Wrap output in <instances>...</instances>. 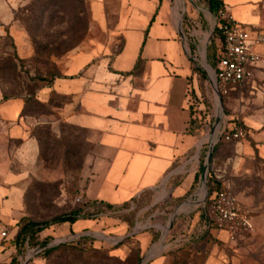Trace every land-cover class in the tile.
Returning a JSON list of instances; mask_svg holds the SVG:
<instances>
[{
  "label": "crops",
  "instance_id": "crops-1",
  "mask_svg": "<svg viewBox=\"0 0 264 264\" xmlns=\"http://www.w3.org/2000/svg\"><path fill=\"white\" fill-rule=\"evenodd\" d=\"M120 1V20L116 29L110 30L111 41L120 36L121 45L113 49L110 42H98L92 50L76 53L65 73L47 84L51 90L72 95L65 106L66 116L89 132L90 150L83 171L86 197L113 204L115 213L148 196L151 199L142 210L163 204L170 191L174 199L194 192L189 190L202 167L197 100L203 95L204 77L193 55L201 50L203 58L216 66L220 41L215 31L209 39L214 47L201 43L191 22V17L196 21L199 10L187 6L186 0ZM200 1L206 8L204 16L214 23L220 4ZM219 1L252 33H264V0ZM96 9L97 18L107 22L105 5L98 2ZM196 23L202 27L200 20ZM7 26L0 19V35ZM256 49L260 58L252 80L225 96L229 125L242 123L247 135L234 139L231 152L225 149L226 144L215 152L212 168L220 184L227 174L264 179V41ZM2 96L0 90V139L5 134L21 136L30 118L24 113L25 100ZM0 174H8L1 165ZM173 180L178 184L170 185ZM200 191L205 190L202 187ZM237 192L250 208L256 226L253 233L237 241H231L227 231L210 226L202 207L192 200L180 206L165 234V246H155L153 253L151 247L164 233L168 207L152 211L145 219L140 218V210L135 227H144L131 235L139 239L142 257L151 251L143 264H264V187L242 183ZM9 210L6 204L1 213L6 215ZM156 216L161 222L151 224ZM95 223L87 217L70 222L91 228ZM19 229L17 224L10 229L9 244L3 239L0 252L16 245L13 241ZM118 232L121 235L114 238L123 237L122 231ZM126 252L127 245L116 247L117 254Z\"/></svg>",
  "mask_w": 264,
  "mask_h": 264
},
{
  "label": "rangeland",
  "instance_id": "rangeland-1",
  "mask_svg": "<svg viewBox=\"0 0 264 264\" xmlns=\"http://www.w3.org/2000/svg\"><path fill=\"white\" fill-rule=\"evenodd\" d=\"M186 1L187 6L191 5L192 9L195 6L199 10L196 21L191 17V22L197 28L194 31L202 39L201 43L214 47V42L209 40L214 32V23L212 18L209 22L204 16L205 5L200 0ZM98 2L105 5L107 22L97 18ZM121 7L120 0H0V19L8 23L10 34L8 36L6 31L0 35V90L2 97L8 95L6 99L24 98V113L30 116L21 136L5 134L0 139V165L8 171V174H0V230L8 231L3 240L7 245L10 229L24 219L44 224L75 209L82 218L101 207L91 203L84 192L83 171L90 150L89 132L70 122L66 116L65 106L72 95L51 90L47 84L52 77L65 73L76 53L92 50L98 42H110L113 49L121 45L120 36L115 35L111 41L113 32L110 30L116 29ZM198 20L202 25L200 28L196 23ZM203 80V95L197 100L201 107L198 109L201 115L199 144L203 167L189 193L195 190L201 193L200 189L204 187L203 161L210 151L213 123L220 110L224 112V123L230 121L226 97L215 93L209 79ZM233 141L216 140L215 152L223 144L231 152ZM212 159L209 171L211 178L215 179ZM226 177L233 180L237 191L242 183L264 187V179H258L256 175L243 179L233 174ZM171 184H178V181L173 180ZM172 195L170 191L164 205L157 204L149 209L142 210L149 203L150 196L138 201L130 210L108 215L100 212L97 217H87L95 219L93 228L73 226L68 221L54 222L39 232L34 240H14L16 245L13 248L8 246L0 252V264H140V241L136 236L128 235L119 242L106 237L121 235L118 231H122L123 236L130 233L135 228L140 210V218L145 219L152 211L168 207L163 226L168 225L169 214H173L182 202L184 205L192 199L187 197L188 193L176 199ZM6 204L10 210L3 215L1 211ZM154 219L151 224L160 221L159 216ZM77 233L83 234L76 237ZM45 238L48 243L55 242L53 246L56 247L40 248L45 245L42 244ZM154 240L157 241L158 237L155 236ZM125 245L128 252L117 254L116 247Z\"/></svg>",
  "mask_w": 264,
  "mask_h": 264
},
{
  "label": "built area",
  "instance_id": "built-area-1",
  "mask_svg": "<svg viewBox=\"0 0 264 264\" xmlns=\"http://www.w3.org/2000/svg\"><path fill=\"white\" fill-rule=\"evenodd\" d=\"M215 31L220 38L217 47V65L212 66L206 63L201 50L194 54L193 58L196 64L206 71L215 93L227 96L231 89L252 80L254 66L260 58L256 45L264 41V33H252L243 22L234 17L225 3H220L217 14L214 16ZM227 123H224L223 119L218 127L216 140L221 137L225 140H234L247 135V130L242 123L235 122L231 126ZM203 185L205 186V183ZM199 195L202 197L197 198ZM190 196L202 207L203 213L207 215L208 224L219 230L227 231L231 241H237L242 235L253 233L256 230L251 210L240 198L231 178L225 177L219 188L212 194L209 190L207 193L205 188V192L200 193L199 190H195ZM134 207L127 206L120 211ZM112 212L114 208L102 213L108 215ZM169 225L170 222L163 226V235L151 247L153 253L155 246H165V234L170 228ZM136 227L143 228L144 225ZM7 236L8 231L1 229L0 245Z\"/></svg>",
  "mask_w": 264,
  "mask_h": 264
},
{
  "label": "trees",
  "instance_id": "trees-1",
  "mask_svg": "<svg viewBox=\"0 0 264 264\" xmlns=\"http://www.w3.org/2000/svg\"><path fill=\"white\" fill-rule=\"evenodd\" d=\"M211 5L212 6H217L220 4V1L219 0H209ZM7 28V35L10 36V34L8 33V26L6 27ZM199 68V67H198ZM203 77L208 79V76H207V73L199 68ZM55 77H52L50 79V82L51 83L53 81ZM4 98H8V95L7 94H4ZM223 138L221 137L219 140H222ZM225 140V139H223ZM217 149V146L215 147L212 155H211V159L213 158L214 154H215V150ZM203 167V165H202ZM212 173L209 171V175H208V183H209V191H210V194H212L213 192H215L219 186H220V183H218V181L215 179H212ZM215 184V185H211V184ZM89 201L93 204H99L101 205V207L95 212V213H92V214H88V215H85L83 217H97L99 215L100 212H103L105 210H108V209H113L114 208V205L111 204V203H106V202H103L102 200H98V199H89ZM124 206H128V205H123L122 207ZM80 218V215H79V211L77 209L69 212V213H64V214H61V215H58L55 219H53L51 222H46L44 224H41L40 222H37V221H34V220H25L22 221L21 224H19V232L15 238L16 242L18 241H31L32 239L34 240V238L38 235L39 232H41L44 228H46L47 226H49L50 224L54 223V222H65V221H70V222H75L76 220H78ZM20 222V221H19ZM48 239H43L42 240V244H47L48 243ZM56 246H49V247H46V249H53L55 248ZM139 259L142 258V255L139 254Z\"/></svg>",
  "mask_w": 264,
  "mask_h": 264
},
{
  "label": "water",
  "instance_id": "water-1",
  "mask_svg": "<svg viewBox=\"0 0 264 264\" xmlns=\"http://www.w3.org/2000/svg\"><path fill=\"white\" fill-rule=\"evenodd\" d=\"M185 4H186V1H185ZM184 12L182 13V17H181V21H180V33H181V35H184V31H183V28H182V19H183ZM223 113L224 112L220 110V113L217 115V117H216V119H215V121L213 123V132L211 134V139H210V151L207 154L205 165H204V183H205V188H206L207 193H208V171H209L210 158H211V155H212V153L214 151V146H215V143H216L215 134H216V132L218 130L219 125L221 124V122L224 119V114ZM182 204H183V202L181 204H179L177 206V208L175 209V211H174V213H173V215H172V217H171V219L169 221L170 222L169 226H171L174 223V220H175L177 214L181 210L180 206ZM142 229H143L142 227H135L130 233H128L127 235H125L123 237H119V238L106 237V239H108V240H110L112 242H119V241L123 240L126 236L134 234L135 232L140 231ZM81 234H83V233H77L76 237H79ZM70 239H72V238H70ZM55 244H56L55 242H49V243L43 245L40 248L53 246ZM150 256H151V251L149 250L141 258L140 264H143L145 261H147Z\"/></svg>",
  "mask_w": 264,
  "mask_h": 264
},
{
  "label": "bare ground",
  "instance_id": "bare-ground-1",
  "mask_svg": "<svg viewBox=\"0 0 264 264\" xmlns=\"http://www.w3.org/2000/svg\"><path fill=\"white\" fill-rule=\"evenodd\" d=\"M202 55H203V52H202ZM217 133H218V132H216V134H215V138H216ZM204 187H205V186H204ZM204 187H203V189H204ZM204 190H205V189H204ZM189 201H192V199L189 200Z\"/></svg>",
  "mask_w": 264,
  "mask_h": 264
}]
</instances>
